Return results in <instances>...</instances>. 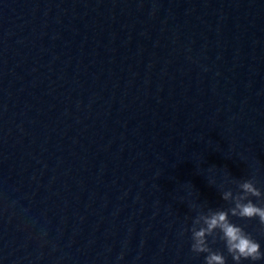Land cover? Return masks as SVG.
I'll use <instances>...</instances> for the list:
<instances>
[{"label":"water","instance_id":"water-1","mask_svg":"<svg viewBox=\"0 0 264 264\" xmlns=\"http://www.w3.org/2000/svg\"><path fill=\"white\" fill-rule=\"evenodd\" d=\"M226 172L264 192V0H0V264H204Z\"/></svg>","mask_w":264,"mask_h":264},{"label":"clouds","instance_id":"clouds-1","mask_svg":"<svg viewBox=\"0 0 264 264\" xmlns=\"http://www.w3.org/2000/svg\"><path fill=\"white\" fill-rule=\"evenodd\" d=\"M215 167H209V172H214ZM226 182L236 185V191L231 188L223 190L221 198L230 207L226 209H211L207 212L199 211L192 219L190 228L182 230L191 232L190 250L196 255L206 254L204 264H227V257L223 251L213 249L212 244L217 240L224 244V251L232 258L233 264H242L243 261H250L257 264L264 261V251L261 250L260 243L250 232L245 231V227L232 222L230 217L242 220L258 221L260 230L264 232V192L256 186L255 177L245 180H235L229 178V173H225ZM210 185L216 184L214 176L209 179ZM223 187V185H221ZM255 198L257 202H254ZM193 208L201 205H192ZM211 238V239H209Z\"/></svg>","mask_w":264,"mask_h":264}]
</instances>
